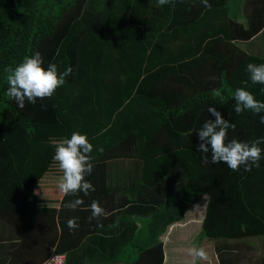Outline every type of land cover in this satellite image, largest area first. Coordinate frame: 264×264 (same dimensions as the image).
Listing matches in <instances>:
<instances>
[{"label":"trees","instance_id":"1","mask_svg":"<svg viewBox=\"0 0 264 264\" xmlns=\"http://www.w3.org/2000/svg\"><path fill=\"white\" fill-rule=\"evenodd\" d=\"M196 1L173 0L160 6L158 0H0V188H30L48 170L55 146L37 141L36 127L62 125L72 132L95 116L98 129L94 123L84 127L92 136L111 122L133 92L158 96L166 103L164 121L147 143L157 163V214L151 224L158 231L157 245L204 196L206 238L264 235V153L260 167L250 172L244 166L233 171L224 163L212 164L211 151L205 162L197 151L196 131L208 119L207 108L214 106L235 124V130H228L229 141L264 137L260 115L250 110L237 114L233 98L235 89L249 81L247 64H264V55L248 54L223 28L219 34L200 37L195 21L217 8L202 4L197 9ZM36 51L45 69L55 63L59 71L71 66L73 72L52 97L35 104L25 101L21 109L6 96L5 69ZM194 66L200 67L198 73L192 71ZM213 70L219 79L204 80ZM246 90L264 102V85L249 81ZM94 94L96 114L89 108ZM179 120L184 127L178 128ZM162 132L171 133L177 144H161ZM114 147L117 155L120 146Z\"/></svg>","mask_w":264,"mask_h":264},{"label":"crops","instance_id":"2","mask_svg":"<svg viewBox=\"0 0 264 264\" xmlns=\"http://www.w3.org/2000/svg\"><path fill=\"white\" fill-rule=\"evenodd\" d=\"M209 3L211 9L217 10L195 21L194 29L200 37L212 32L219 34L223 28L248 54L264 55V0H209ZM195 5L199 9L202 3L199 0ZM247 32L255 35L244 38L242 34ZM209 61L213 62V57ZM192 71L198 73L200 67L194 66ZM219 77V72L213 70L204 80ZM89 108L96 114L97 94ZM165 112L166 103L162 98L133 92L114 112L111 122L88 137L94 146V170L86 179L95 188L88 196L82 192L65 196L59 191L63 173L53 157L46 173L30 188H0L3 209L0 211V264H46L56 252L65 256L67 264H157L154 237L158 231L151 225L157 214L154 172L157 163L147 150V143L154 130L162 125ZM206 116L209 119L208 113ZM94 117L75 130L90 129L92 123L98 129L100 120L93 121ZM179 127H184V122L179 120ZM71 133L66 135L62 125L38 126L34 136L37 141L50 142L56 147L62 139L70 138ZM161 136V144H177L171 139V133L162 132ZM115 144L120 146L117 155ZM100 147L104 149L102 154L96 151ZM110 150L112 153L102 158ZM76 198L83 199V205L75 210L65 207ZM93 200L99 201L105 215L90 221L89 205ZM207 205L208 197L204 196L177 223H184V235H191L185 241L175 240L181 241L179 247L171 241L173 232L182 231L176 224L159 237L158 245L164 247L161 264H171L169 247L177 250L176 256L184 264H264V235L216 240L202 236ZM195 210L200 214L192 215ZM73 217L77 218L79 227L69 230L67 220ZM195 235L205 240L195 243ZM193 247H202L207 259H194L189 254ZM173 258L172 264H180Z\"/></svg>","mask_w":264,"mask_h":264},{"label":"clouds","instance_id":"3","mask_svg":"<svg viewBox=\"0 0 264 264\" xmlns=\"http://www.w3.org/2000/svg\"><path fill=\"white\" fill-rule=\"evenodd\" d=\"M172 2L173 0H158V5L164 6ZM200 2L206 8L211 9L209 0H200ZM43 64L42 54L36 51L31 56H25L17 66L5 69L9 85L6 96L15 100L19 108L25 107V101L35 104L37 99L52 97L55 91L65 84L66 77L73 72L71 66L61 72L55 63H49L46 69ZM246 72L249 74L251 85H264V64L248 63ZM249 81L243 82L245 87L235 89L233 93L234 110L237 114L250 110L260 115V123L264 124V115H261L264 112V102L256 100L254 95L246 90ZM207 112L214 116L215 120L206 119L202 126L196 130L200 141L197 151L204 154L202 157L204 161H208L209 151H211L212 164L224 163L233 171H239L241 166H244V170L249 172L253 167L259 168L262 153H264V149L260 145L264 144V137L250 142L237 139L229 141L228 130H235V124L226 121L214 106L208 107ZM93 151L94 146L89 142L87 134H82L79 131H73L70 138H64L56 145L53 159L58 163L59 169L63 173L58 183V189L65 196H76L81 192L84 196H88L90 192L95 191L94 186L86 179L94 170ZM96 151L102 154L104 149L100 147ZM83 203V199L76 198L65 204V207L75 210ZM89 207L91 210L90 221L92 219L99 220L105 215L99 201L93 200ZM67 226L69 230L77 229L79 227L77 218L68 219ZM189 254L194 259H207V253L202 247L191 248Z\"/></svg>","mask_w":264,"mask_h":264},{"label":"rangeland","instance_id":"4","mask_svg":"<svg viewBox=\"0 0 264 264\" xmlns=\"http://www.w3.org/2000/svg\"><path fill=\"white\" fill-rule=\"evenodd\" d=\"M81 122H80V126H81ZM66 126V125H65ZM73 131H76L75 129L73 130ZM72 131V132H73ZM69 132V130L67 131V129H66V135H67V133ZM79 132H83V133H85V130H84V127H82L81 128V131H79ZM99 132V131H98ZM82 133V134H83ZM87 137H91V136H88L87 135ZM200 214V211L199 210H195V211H193V213H192V215H194V216H197V215H199ZM186 217H188V215L186 216ZM176 226H178V227H180L181 228V230L182 231H178V232H173V237H172V239H171V241L172 242H174L173 244H175L176 246H180L181 245V241H175V240H186V238L188 237V236H191V235H184V227H186L185 225H184V223L183 224H176ZM195 234V233H194ZM204 234H203V231H202V236H203ZM202 240H205V239H202L199 235H195L194 237H193V241L195 242V243H201V241ZM154 241H155V243H156V237H154ZM155 248L158 250L157 251V264H161L162 263V261H163V259H164V247H162L161 245H157L156 244V246H155ZM173 248H171V247H169L168 248V254L170 255V258H169V260H170V263L172 264L173 263V261H174V258L173 257H176V259H177V262H179L180 264H184V262H183V260H181V257H178V256H176V252H177V250H172ZM173 251L175 252L174 254H173Z\"/></svg>","mask_w":264,"mask_h":264},{"label":"built area","instance_id":"5","mask_svg":"<svg viewBox=\"0 0 264 264\" xmlns=\"http://www.w3.org/2000/svg\"><path fill=\"white\" fill-rule=\"evenodd\" d=\"M46 264H67L66 258L61 255L54 254Z\"/></svg>","mask_w":264,"mask_h":264}]
</instances>
